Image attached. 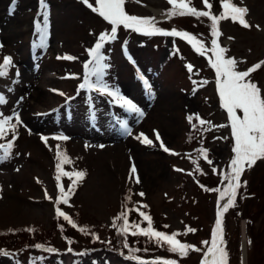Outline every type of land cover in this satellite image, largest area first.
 <instances>
[{
  "label": "rangeland",
  "instance_id": "374dc122",
  "mask_svg": "<svg viewBox=\"0 0 264 264\" xmlns=\"http://www.w3.org/2000/svg\"><path fill=\"white\" fill-rule=\"evenodd\" d=\"M0 1V63L11 56L13 64L9 76L0 78V92L7 98L0 112L18 113L21 120L15 133L9 131L0 139V143L14 140L10 156L3 158L0 150V233L24 228L33 234L29 237L33 243H8L9 239L27 241L13 234L0 237V264H66L69 260L73 264L81 260H89L90 264L99 260L102 264H139L127 258L132 255L149 262L202 264L215 230L218 208L227 199L221 200L220 191L227 187L224 177L235 155L231 122L219 96L218 77L211 67L214 37L210 17L170 16L167 13L173 5L169 0H125L129 15L155 18L158 27L187 32L205 45L201 54L181 37L147 36L123 26L118 28L117 39L102 49L109 65L104 80L137 104L144 113L141 117L119 107L107 95L79 88L85 73L83 65L90 59L87 49L112 27L97 12L82 0H46V39H50L47 46L40 47L35 29L36 22L42 20L39 0H15V10L11 12L13 0ZM229 2L247 9L244 20L249 27L229 15L218 20L220 35L215 39L226 50L225 58L237 61V71L260 64L246 80L255 83L264 96V0ZM88 3L98 7L96 0ZM185 3L217 17L225 11L222 0H208L211 8L204 0ZM4 14L7 18V14L11 15V23L20 17L28 18L19 32L11 33L10 43L8 22L1 19ZM67 56L76 59L64 58ZM138 72L148 77L151 92L138 78ZM237 115L242 117V111L237 110ZM189 116L193 117L191 122ZM197 116L205 121L203 125ZM123 121H127L131 134L123 131ZM193 123L198 128L197 135L191 133ZM156 132L168 152L155 139ZM140 133L152 139L153 144L136 139ZM60 135L69 139H55ZM43 137L48 138L47 142ZM36 142L43 152H30ZM57 145L69 160L62 165V171L70 174L61 175L59 181ZM201 149L207 150V159ZM109 152H120L124 162L113 169L115 173L103 162ZM133 165L135 174L131 173ZM80 171L86 174L82 178L75 175ZM199 180L207 184L206 189ZM240 184L235 205L220 217L227 264H252L256 239L260 249L254 263L264 264V159L245 167ZM60 186L65 190L66 204L57 203ZM57 207L77 226L58 216ZM124 211L128 212L130 225L147 228V220L139 215L143 212L151 217L154 230L168 235L179 233L176 238L194 248L180 256L169 251L166 243L157 244L155 238L132 235L133 230L138 231L132 228L125 238L118 234L123 219H116ZM205 241L209 244L205 245ZM37 244L57 251L37 249ZM5 251L7 255L2 254Z\"/></svg>",
  "mask_w": 264,
  "mask_h": 264
},
{
  "label": "snow or ice",
  "instance_id": "6c2138e0",
  "mask_svg": "<svg viewBox=\"0 0 264 264\" xmlns=\"http://www.w3.org/2000/svg\"><path fill=\"white\" fill-rule=\"evenodd\" d=\"M89 8H92L94 12H97L103 19H105L112 26L110 32H103L98 36L93 47L87 49L88 55L90 57L87 60L83 67L85 69L83 83L79 85L80 89L94 90L101 95H107L112 99V101L117 104L119 107L125 109L129 113L138 114V116H143L144 113L142 110L135 104L130 98L124 96L120 89L115 86H110L104 80L105 70L109 67L106 61V56L103 53L105 44L110 41H115L117 39V30L120 26H123L126 29L132 30L136 33L142 35L153 36V35H164V36H173L181 37L187 40L193 45L195 50L201 54L205 52V45L203 42L197 40V38L187 32L179 31L176 29L165 30L157 26L155 18H142L135 15H129L124 8L125 0H96L98 7L93 8L88 0H82ZM205 4L211 8V5L208 4V0H204ZM169 3L173 5V8L167 13L170 16L175 15H186L190 14L197 17H210L211 19V35L214 37L211 41V51L214 53V60L211 62V67L215 69L217 79V85L219 89V96L222 102V106L227 110L229 119L231 134L234 137V146L232 148L234 157L230 161V172H228L224 179L228 181L227 187L224 191H220L221 200L227 197V203L223 205L222 210L219 213V216L222 217L224 212L228 210L229 207L235 205V199L237 196V191L241 187L240 177L245 170V167L253 166L257 160L264 159V96L261 95V89L250 80H246V77L249 76L250 72L254 71L256 68L260 67V64L253 66V68L248 69L247 71H237L236 64L237 61L234 58H225V49L218 46L217 40L215 37L220 35L218 31V20L223 19L227 16H231L232 20H239L240 24L244 27H249V25L244 20V15L247 12V9L244 7H237L234 4L230 3L229 0H222L224 12L217 17L212 15L209 11H197L195 8L188 7L185 3V0H169ZM40 15L42 16L41 21H37L35 24L36 32L39 36V46L43 47L46 38L48 36V5L46 0H39ZM15 10V0L10 7V12ZM3 45L0 44V47ZM126 51V46H123ZM60 58V57H58ZM66 59L72 60L76 59L72 56L64 57ZM131 60V57L129 56ZM134 63V61H133ZM13 67L12 57L6 56L2 63H0V78H6L9 76L10 69ZM189 71L192 70V66H187ZM19 76V72L15 74ZM95 77V80L92 79ZM138 78L147 86V90L151 92V86L149 85L147 79L144 77L143 73L138 72ZM201 84L204 82H200ZM11 91V88H9ZM56 91V90H54ZM64 95L63 93H60ZM21 100L23 97L20 98ZM70 99V98H69ZM7 103V98L3 92H0V105ZM237 110H241L243 115L242 117L237 115ZM189 121L193 120L192 116L188 117ZM196 119H199L197 116ZM15 120V123L12 121ZM201 125L205 123L204 120L199 119ZM21 123L18 113L14 115H4L0 112V139L4 138L6 134L11 131L15 133L17 126ZM121 127L124 132L131 134V129L127 121L121 123ZM195 127V125H193ZM45 142H47V137H43ZM57 140H68L69 137L60 135L55 137ZM136 139L141 140L144 144L152 145L153 140L149 139L144 133H140ZM155 139L160 141L161 147L165 152H168L169 149L163 146V142L159 136V133H155ZM14 146V140H10L7 143H0V150L3 151V158H7L11 154V150ZM101 147H103L101 145ZM201 154L207 159V150L201 149ZM56 170L58 175L56 180L59 181L61 175L70 176L66 171H62V165L68 163L69 160L66 154H61L59 150V145H57V155H56ZM194 163H196L194 161ZM211 163V161H209ZM136 168L133 165L131 168V173H136ZM75 175L79 178L84 177L86 174L82 171L76 172ZM136 182L139 183V177L136 176ZM75 181H73V186H75ZM246 184V182H245ZM219 191V189H216ZM60 200L63 203H67V196L65 190L62 186L59 187ZM141 196L144 193H140ZM51 198V197H49ZM130 199V197H129ZM146 207V206H145ZM58 216L64 218L72 224L73 227L77 225L70 219V217L65 214L63 211L56 208ZM140 216L144 217L148 222L147 228L139 227V224H129L128 222V212L124 211L120 213V216L116 219H123V224L119 226V233L125 238L128 235L129 228L138 229V231L133 230L132 235H143L149 240L155 238L157 244L166 243L169 247V251L177 253L180 256H186L190 249H193L194 246L180 242L176 237L179 233H173L171 235L166 234L162 231H156L152 226V219L150 216H147L145 213L140 212ZM116 226L115 223L113 225ZM167 227V226H165ZM84 231L83 228L80 229ZM188 231H194L193 229H188ZM99 239V237H96ZM71 243V241H69ZM110 243V241H109ZM205 245H208L209 242H203ZM251 243V241H249ZM224 240H223V229H222V219H217L215 222V230L212 233V239L210 246L207 247L204 259L202 264H227V252L225 250ZM37 249L46 250L50 253H55L57 250L54 248H45L44 245L37 244L35 245ZM124 247H128V244L125 240ZM132 252L139 251L138 249H129ZM200 251V249H195ZM68 251L71 252L72 249L69 247ZM7 255L5 251L2 253ZM86 253H80L79 255H85ZM128 259L138 260L139 264H176L174 260H156V261H144L139 260L138 257L132 255L127 257ZM37 260L42 259V257H37ZM95 264V262H94Z\"/></svg>",
  "mask_w": 264,
  "mask_h": 264
},
{
  "label": "bare ground",
  "instance_id": "6f19581e",
  "mask_svg": "<svg viewBox=\"0 0 264 264\" xmlns=\"http://www.w3.org/2000/svg\"><path fill=\"white\" fill-rule=\"evenodd\" d=\"M9 5H11V1L9 2V4L8 5H6V7L7 8H9L10 6ZM2 6H3V3L0 1V7H1V9H0V13H1V11H2ZM8 16H9V18H7L6 16H5V14L4 15H1V19H2V22H3V20L7 23L8 22V29H9V31L6 33V34H8V39L10 38V36H11V33L14 31V32H19L20 30H21V25H25V24H27V22H28V18L27 17H20V18H18V20L16 21V20H14L13 21V23H11L10 21L11 20H13V19H10V17H11V15H9V14H7ZM157 15H159V13H157ZM2 25L4 26V23H2ZM22 32V31H21ZM9 41V43L11 42V38L8 40ZM10 45H12V44H10ZM51 78H53V77H49L48 79H51ZM125 90H127V88H125ZM42 94H40V96H41ZM30 152L31 153H36V152H43V148H42V146H41V144L39 143V142H36L33 146H31V148H30ZM120 156H121V153L120 152H117L116 154H113V153H111V152H109L105 157H104V160H103V162H104V165L108 168V169H110V170H112L113 172H114V168L116 167V166H122V164L124 163L123 162V160H120ZM115 173V172H114ZM245 235H246V233H244ZM244 253H245V258H246V255H247V245H246V243L244 244ZM71 260H69V262L68 263H66V264H73V262H70ZM74 264H90V262H89V260H81L80 262H76V263H74ZM95 264H102V261L101 260H99L98 262H95Z\"/></svg>",
  "mask_w": 264,
  "mask_h": 264
},
{
  "label": "trees",
  "instance_id": "16d2710c",
  "mask_svg": "<svg viewBox=\"0 0 264 264\" xmlns=\"http://www.w3.org/2000/svg\"><path fill=\"white\" fill-rule=\"evenodd\" d=\"M193 125H195V127H193V132H191V133L197 135V133H198V128H196V127H197V126H196V123H195V124L193 123ZM199 182H200V183H199L200 186L204 187L205 189L207 188V184H206V183H205V184H202V181H201V180H199ZM252 230H253V229H252ZM10 234H13V235H15V236H17V237L22 238V240H23V239H24V240H27V241H14V240H12V239H9V240L7 241L8 243H12V242H14L13 244H15V243H17V242H20V243H28V242H30V241H29V237H31V236L33 235L31 232H28L26 229L22 228V229H20L18 232H15V233H12V232H10V231H4V232L0 233V237H3V236H10ZM128 236H129V234H128ZM30 243H33V242H30ZM253 249H255V253L252 254V256L250 257V260H251V263H252V264H255V263H254V262H255L254 258L258 255V253H259V249H260V244L258 243V240H257V239L254 241ZM248 260H249V258H248ZM249 263H250V261H249Z\"/></svg>",
  "mask_w": 264,
  "mask_h": 264
},
{
  "label": "water",
  "instance_id": "95a60500",
  "mask_svg": "<svg viewBox=\"0 0 264 264\" xmlns=\"http://www.w3.org/2000/svg\"><path fill=\"white\" fill-rule=\"evenodd\" d=\"M227 202V200L219 207V209H218V211H220L221 209H222V207H223V205L225 204ZM223 233H224V231H223Z\"/></svg>",
  "mask_w": 264,
  "mask_h": 264
}]
</instances>
